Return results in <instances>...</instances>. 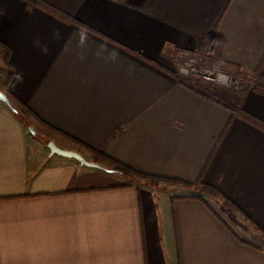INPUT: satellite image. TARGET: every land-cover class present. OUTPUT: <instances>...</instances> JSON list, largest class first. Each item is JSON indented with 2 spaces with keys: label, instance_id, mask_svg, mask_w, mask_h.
<instances>
[{
  "label": "crops",
  "instance_id": "crops-1",
  "mask_svg": "<svg viewBox=\"0 0 264 264\" xmlns=\"http://www.w3.org/2000/svg\"><path fill=\"white\" fill-rule=\"evenodd\" d=\"M214 38L264 74V0H0V264H264V93L175 73Z\"/></svg>",
  "mask_w": 264,
  "mask_h": 264
},
{
  "label": "built area",
  "instance_id": "built-area-1",
  "mask_svg": "<svg viewBox=\"0 0 264 264\" xmlns=\"http://www.w3.org/2000/svg\"><path fill=\"white\" fill-rule=\"evenodd\" d=\"M214 47L215 38L211 39L204 48L177 49L174 52L176 73L181 77L213 82L218 85H220L217 82L218 76L224 74L229 78L227 86L224 87L234 90H243L246 86L254 84V75L243 67H238L237 74L222 70Z\"/></svg>",
  "mask_w": 264,
  "mask_h": 264
},
{
  "label": "trees",
  "instance_id": "trees-1",
  "mask_svg": "<svg viewBox=\"0 0 264 264\" xmlns=\"http://www.w3.org/2000/svg\"><path fill=\"white\" fill-rule=\"evenodd\" d=\"M179 82L183 85H186V86H189L193 89H195L196 91H201L199 88L196 87V85H194L192 83V81L188 80V79H179ZM252 87L253 90L255 91H259V92H262L264 93V74H261V75H258L256 77V80L254 82V84L252 85H249ZM249 86H246V88H244L243 90H246L247 88H249ZM242 90V91H243ZM94 157L95 158H103L105 160H108L112 163V172H120L121 174L123 175H138V176H141V177H146V178H150L151 180H155V179H158L157 177H154V176H149V175H145V174H142L140 172H137L117 161H114L112 159H110L109 157L105 156L104 154H102L101 152H94ZM173 182H178L176 180H172ZM183 183H186V182H183ZM203 188L206 189V190H212L210 187L206 186V185H203ZM225 203L229 204V202L227 200H224Z\"/></svg>",
  "mask_w": 264,
  "mask_h": 264
},
{
  "label": "water",
  "instance_id": "water-1",
  "mask_svg": "<svg viewBox=\"0 0 264 264\" xmlns=\"http://www.w3.org/2000/svg\"><path fill=\"white\" fill-rule=\"evenodd\" d=\"M0 100L3 101V102H5L6 105L9 108L14 109L13 104H12L10 98L4 92H2V91H0ZM29 129L31 130V132H33V129L32 128H29ZM47 146L50 149L51 153H56V154H59V155L65 156V157L75 158L82 165H86V166H90V167L102 168V166L100 164H98L97 162L86 160L81 154H79L76 151L66 150V149L59 148L52 141H49L47 143ZM108 171H112V170L110 169Z\"/></svg>",
  "mask_w": 264,
  "mask_h": 264
},
{
  "label": "rangeland",
  "instance_id": "rangeland-1",
  "mask_svg": "<svg viewBox=\"0 0 264 264\" xmlns=\"http://www.w3.org/2000/svg\"><path fill=\"white\" fill-rule=\"evenodd\" d=\"M215 48V47H214ZM175 64H176V61H175ZM176 73V72H175ZM176 77L178 79H188L190 81H192V83L196 86H199V82H208V81H201L199 79H191V78H185V77H181L179 76L177 73H176ZM208 83H213V82H208ZM218 85V84H217ZM218 86H221V85H218ZM221 87H224V86H221ZM228 88V87H227ZM229 89V88H228ZM231 89V88H230ZM210 191V190H209ZM220 204L222 205V208H223V211L231 218V219H234L235 215L236 214V210L234 208H232V206H230L229 204L225 203V201L221 200Z\"/></svg>",
  "mask_w": 264,
  "mask_h": 264
},
{
  "label": "clouds",
  "instance_id": "clouds-1",
  "mask_svg": "<svg viewBox=\"0 0 264 264\" xmlns=\"http://www.w3.org/2000/svg\"><path fill=\"white\" fill-rule=\"evenodd\" d=\"M228 80L229 78L224 74H220L217 78V82L222 86H227Z\"/></svg>",
  "mask_w": 264,
  "mask_h": 264
}]
</instances>
